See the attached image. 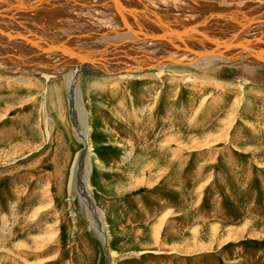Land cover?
Masks as SVG:
<instances>
[{"label": "rangeland", "instance_id": "1", "mask_svg": "<svg viewBox=\"0 0 264 264\" xmlns=\"http://www.w3.org/2000/svg\"><path fill=\"white\" fill-rule=\"evenodd\" d=\"M101 1L126 19L149 0ZM233 67L204 73L203 83L176 65L161 78L151 69L121 80L78 74L90 198L103 210L113 264H264V83L241 87ZM67 98L60 75L0 70V264H107L74 201L89 213L82 183L77 196L68 189L85 143Z\"/></svg>", "mask_w": 264, "mask_h": 264}, {"label": "bare ground", "instance_id": "2", "mask_svg": "<svg viewBox=\"0 0 264 264\" xmlns=\"http://www.w3.org/2000/svg\"><path fill=\"white\" fill-rule=\"evenodd\" d=\"M156 1L159 10H154L156 2L149 0L140 6L137 16L119 19L122 14L115 9L109 11L101 0H0V70L47 80L60 75L65 83L73 134L88 148L79 181L86 201L92 205L89 213L84 201H78L77 207L88 217L102 243L106 242L107 264H113L115 251L108 247L103 210L93 208L90 198L91 146L87 115L79 103L78 74L106 73L121 80L133 74L147 77L149 73H143L151 69L161 78L168 66L176 65L183 68L174 73L183 76L186 69L198 71L199 78L193 82L203 83V78L210 80L204 73L234 66L240 72L242 82L239 77L237 80L241 87L247 82L264 83L259 73L264 67V0H223L225 4L216 0H170L169 5L166 0ZM51 11L61 12L63 17ZM79 152L68 184L76 196L79 185L73 177Z\"/></svg>", "mask_w": 264, "mask_h": 264}, {"label": "water", "instance_id": "3", "mask_svg": "<svg viewBox=\"0 0 264 264\" xmlns=\"http://www.w3.org/2000/svg\"><path fill=\"white\" fill-rule=\"evenodd\" d=\"M74 120V119H73ZM86 148H87V145L84 144L83 148L80 150L79 154H78V162H77V168L75 170V173H74V177H73V180L75 181L74 183L76 185H79V174L81 172V170L83 169V160H84V157H85V152H86ZM78 198L75 197V202L77 203L78 205ZM104 250H105V253H106V256H107V244L106 242H104Z\"/></svg>", "mask_w": 264, "mask_h": 264}]
</instances>
